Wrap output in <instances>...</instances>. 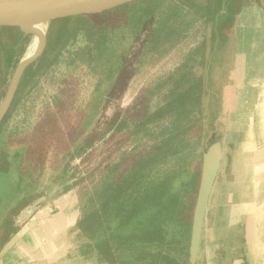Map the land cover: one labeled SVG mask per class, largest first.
<instances>
[{
    "label": "rangeland",
    "instance_id": "1",
    "mask_svg": "<svg viewBox=\"0 0 264 264\" xmlns=\"http://www.w3.org/2000/svg\"><path fill=\"white\" fill-rule=\"evenodd\" d=\"M144 1L136 2L132 10L94 18L97 29L105 30L107 37L90 66L77 68L70 63L71 53L86 45L82 36L64 46L65 39L59 42L57 36L60 23L46 25L47 47L40 70L34 67L35 77L5 124L6 137L0 143L12 155L19 153L18 161L23 156L35 166L22 189L41 197L25 209L31 214L23 225L42 210L58 214L64 208L68 223H78L84 214L98 210L106 183L129 171L152 147L170 137L171 122L145 127L142 123L147 113L167 103L173 87L170 78L183 69L204 80L202 106L193 117L197 122L190 134L171 137L173 153L150 170L146 181H168L163 200L177 197L181 205L191 203L193 217L203 154L212 143L222 141L224 156L208 214L201 264H257L250 227L257 216L264 217V8L249 0L225 44L213 36L215 26L204 18L207 7L218 0H167L160 5L155 0ZM153 9L157 10L155 18L142 16L141 23H136L141 14ZM168 14H174L169 28L175 35L157 43L154 32L167 25ZM34 35L24 41L0 35V45L14 49L9 65L3 56L0 60L6 95ZM193 83L181 85L174 95L184 93ZM55 101L59 108L54 107ZM86 137L94 140L93 148L74 158ZM26 149L30 152L27 157ZM18 181V174L2 177L1 189ZM10 190L5 194L11 195ZM9 197L8 204L16 202L13 195ZM156 209L151 207L142 215V222ZM165 225L170 243L146 248L152 252L147 261L151 263L162 251L182 264L184 250L189 253L190 249L192 220L187 223L178 216ZM76 226L61 239L50 236L51 241L66 244L60 253L66 257L55 264H104L96 255L87 254L85 246L91 242Z\"/></svg>",
    "mask_w": 264,
    "mask_h": 264
},
{
    "label": "trees",
    "instance_id": "2",
    "mask_svg": "<svg viewBox=\"0 0 264 264\" xmlns=\"http://www.w3.org/2000/svg\"><path fill=\"white\" fill-rule=\"evenodd\" d=\"M155 1H158L160 5V3L167 0ZM252 1L264 8V3L261 0ZM144 2L147 1L145 0ZM248 2L249 0H218L217 4L214 6L207 7L206 16L204 18L214 24L213 36H219L221 42L226 44L229 40V33L236 26L238 15L244 7L249 6ZM135 5H137V3L94 16L62 19L52 22L50 26L60 23L61 27L57 32V36L59 42L65 39L64 46L71 41L75 42L78 37L82 36L86 41V45L71 53L70 63L77 68L81 65L90 66L95 58V51L105 46L102 40L107 37V35L104 34L105 30L99 31L97 29L94 18H106L113 12L129 11V8ZM156 11L157 10L153 9L150 12L148 11V13L144 12L136 23H141L142 16L155 18L157 16V13H155ZM168 15L167 25L165 27L158 26L154 32L153 40L157 43L163 37L165 39H170L171 36L175 35L174 29L171 30V28H169V23L174 17V14ZM73 22L77 24L73 29H70L69 27ZM183 31L185 32L186 29ZM1 34L9 35L17 41H24L31 37L30 35L24 34L19 29L14 28H0V35ZM0 46V48H2L0 49V60L3 61V56L5 59L4 63L9 65L13 60V54L11 55V52H13L14 49H4L2 45ZM105 51V49L102 50V53ZM43 55L36 62L29 65L21 76L11 104L0 122V143L2 139L6 137L3 134L5 124L23 95V91L29 80L35 77L36 72H33L34 67L37 66L38 70H40L38 65L42 62ZM180 71L181 73L177 77L170 78L173 87L167 103L154 112L147 113L145 115V122L142 123V127H145L147 125H157L169 121L173 126L170 137L161 142L160 145L152 147L151 152L142 157V159L134 164L129 171L120 175L114 181L106 183L101 193L103 202L99 209L84 214L77 224L80 234L87 237L91 242L89 245L85 246L87 254L96 255L98 261L101 263L178 264L169 253L164 255L162 251L157 253L156 258L149 263L147 260L152 257V252L145 250L146 248H159L170 243L169 230L167 225H165L167 221L175 219L178 216L183 219L185 218L187 223L189 220H192V215L189 214V212L192 211L191 203L188 206L181 205V200L177 197L169 198L166 201L163 200L166 194L168 181L156 182L153 184H151L152 182L146 181L150 178V170L154 169L155 166L160 163L161 159L173 153L171 137H184L190 134L192 127H194L197 122L193 117L199 112L202 106L201 99L204 90V80L202 78L195 79L193 72H185L183 69ZM192 80H194L195 83H193L189 89L180 95H174V93L181 88V85L191 84ZM6 91V78L5 74H3L0 80V102L5 98ZM55 106L59 108V102L55 101L54 107ZM95 132L96 130L93 134ZM10 136L9 134L8 137L10 138ZM93 146L94 140H92V137L84 138L82 145L76 149L74 158L75 156L81 157L88 150L92 149ZM29 154V150L26 149L24 156L27 157ZM19 157V153L12 155L8 147L0 148V179L2 177H12L14 174H18L19 178L16 185L13 187L9 185L5 186L4 191L1 189L2 186L0 185V252L18 231L16 218L22 211L41 197L40 194L28 195L23 192V183L27 184L31 180V170L35 166L28 164L27 158L25 159L23 156L22 159L18 161ZM9 190L11 191L9 193L14 197V201H16L12 205L8 204L10 200L9 196L11 195L5 194L6 191L8 192ZM67 190L68 188L66 191ZM151 207H157L156 212L142 222V215L148 212ZM184 251V262L182 264H192L190 249L189 253L187 249Z\"/></svg>",
    "mask_w": 264,
    "mask_h": 264
},
{
    "label": "water",
    "instance_id": "3",
    "mask_svg": "<svg viewBox=\"0 0 264 264\" xmlns=\"http://www.w3.org/2000/svg\"><path fill=\"white\" fill-rule=\"evenodd\" d=\"M138 1L140 0H0V28L19 29L24 34L33 36L32 28L36 25H49L67 18L99 15ZM46 47L45 37L39 54L25 64L19 77L17 69L11 82L12 84L17 80V84L0 122L11 104L24 70L42 57ZM223 156L222 141L212 143L203 154L200 184L192 217L190 238L192 264H201L206 252L207 219Z\"/></svg>",
    "mask_w": 264,
    "mask_h": 264
},
{
    "label": "crops",
    "instance_id": "4",
    "mask_svg": "<svg viewBox=\"0 0 264 264\" xmlns=\"http://www.w3.org/2000/svg\"><path fill=\"white\" fill-rule=\"evenodd\" d=\"M63 209L60 208L58 214H53L50 210L38 211L31 221L24 225L23 220L29 217L31 211H22L18 217V231L0 252V264H55L65 258L66 255L62 256L60 253L65 250L66 244L60 240L53 242L50 236L56 234L57 239H61L68 229L74 228L78 223L76 220L68 223ZM261 219L257 216L255 223L250 227L259 256L257 264H264V217Z\"/></svg>",
    "mask_w": 264,
    "mask_h": 264
},
{
    "label": "bare ground",
    "instance_id": "5",
    "mask_svg": "<svg viewBox=\"0 0 264 264\" xmlns=\"http://www.w3.org/2000/svg\"><path fill=\"white\" fill-rule=\"evenodd\" d=\"M38 26V30L36 31V26H34L32 28V31H34L35 37L34 39L31 41L24 57L21 59L19 67H18V77L20 76L23 67L25 66V64L30 61L33 57H35L36 55L39 54V52L35 51L37 50V48L39 47V45L41 44V42L43 41V38H45L46 36V25H37ZM41 50V49H40ZM17 84V80L15 82H13L9 88V91L6 95V97L3 99L1 105H0V118L3 115V113L5 112L7 105L9 103V100L15 90Z\"/></svg>",
    "mask_w": 264,
    "mask_h": 264
}]
</instances>
